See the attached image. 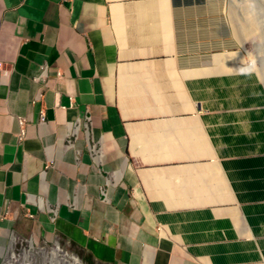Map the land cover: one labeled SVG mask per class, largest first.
<instances>
[{
    "label": "crops",
    "instance_id": "1",
    "mask_svg": "<svg viewBox=\"0 0 264 264\" xmlns=\"http://www.w3.org/2000/svg\"><path fill=\"white\" fill-rule=\"evenodd\" d=\"M209 1L0 0V248L264 264V83Z\"/></svg>",
    "mask_w": 264,
    "mask_h": 264
},
{
    "label": "rangeland",
    "instance_id": "2",
    "mask_svg": "<svg viewBox=\"0 0 264 264\" xmlns=\"http://www.w3.org/2000/svg\"><path fill=\"white\" fill-rule=\"evenodd\" d=\"M204 9L208 10L212 15L203 18L199 24L211 27L212 33H203L199 37L209 38L208 42H213L214 50H217L213 53H219L224 48L226 50L219 54L242 52L243 55L247 56L248 60L247 65H239V70H251L261 78L256 65L253 61L249 60L248 55L254 53L252 55L258 57L260 67L264 70V0H222V2L220 0H211L206 3ZM250 16L254 20L253 28L255 32L245 36L244 45L239 40L240 37L237 34V29L242 27L246 22L245 20ZM230 68L232 70L237 69L235 64H230ZM262 81L264 83V80ZM32 240L15 238L13 250L17 258L15 260L16 264H50L45 260V256H51L56 252L57 243H59L62 252L79 257L84 264H96L76 249L70 248L56 239L51 241L35 239L37 241L36 245L31 247L30 242ZM12 241L8 242L4 248H0V264H3L10 257Z\"/></svg>",
    "mask_w": 264,
    "mask_h": 264
},
{
    "label": "bare ground",
    "instance_id": "3",
    "mask_svg": "<svg viewBox=\"0 0 264 264\" xmlns=\"http://www.w3.org/2000/svg\"><path fill=\"white\" fill-rule=\"evenodd\" d=\"M245 21H246L245 24L242 27H239V29H237V34H239V37H240L239 40L244 45H245V40H246L245 36L250 34V33L255 32V29L253 28V26H254L253 17L250 16ZM252 54H254V53H252ZM252 54L248 55L249 60L254 62L262 80H264V70L262 67H260V64H259L260 62L258 60V57L253 56ZM247 60H248V58H247V56H245V63H247ZM33 246L34 245L31 244V247H33ZM15 260H17V258H16V255L14 253L13 248H11L10 257L8 259H6L3 264H16ZM45 260H47V263H50V264H84L79 257L62 252V249L60 248L59 245L57 246L56 252H54L51 256H48V255L45 256Z\"/></svg>",
    "mask_w": 264,
    "mask_h": 264
},
{
    "label": "built area",
    "instance_id": "4",
    "mask_svg": "<svg viewBox=\"0 0 264 264\" xmlns=\"http://www.w3.org/2000/svg\"><path fill=\"white\" fill-rule=\"evenodd\" d=\"M46 72H47V69L45 68V70L43 71V73H41V75L39 77H37L36 80L45 79ZM57 76L58 77H61V73L58 72L57 73ZM44 121H45V114L42 111L41 112V122H44ZM18 122H19V125H20V128H21V130H20V139L22 140L25 137V134H26L27 121L25 119H23V118H19L18 119ZM86 122L87 123H91V117L89 115L86 116ZM75 131H76V129H75ZM75 136H76V134L73 131L72 134H71V137L69 138V143L70 144H72V139L75 138ZM101 194H102V196L104 198V201H107L108 195H107L106 189H102L101 190ZM50 211L53 214L52 220L55 221L56 220V217H57V211L54 210V209H51Z\"/></svg>",
    "mask_w": 264,
    "mask_h": 264
}]
</instances>
